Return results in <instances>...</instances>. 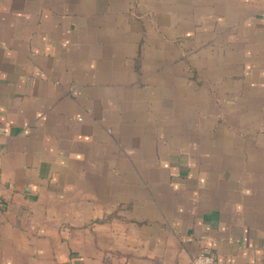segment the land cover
<instances>
[{"label":"crops","instance_id":"1","mask_svg":"<svg viewBox=\"0 0 264 264\" xmlns=\"http://www.w3.org/2000/svg\"><path fill=\"white\" fill-rule=\"evenodd\" d=\"M264 264V0H0V264Z\"/></svg>","mask_w":264,"mask_h":264},{"label":"built area","instance_id":"2","mask_svg":"<svg viewBox=\"0 0 264 264\" xmlns=\"http://www.w3.org/2000/svg\"><path fill=\"white\" fill-rule=\"evenodd\" d=\"M190 264H217V259L213 254L200 253L191 259Z\"/></svg>","mask_w":264,"mask_h":264}]
</instances>
